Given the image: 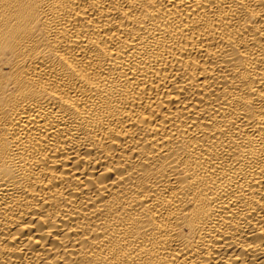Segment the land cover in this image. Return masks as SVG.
<instances>
[{"label":"bare ground","instance_id":"6f19581e","mask_svg":"<svg viewBox=\"0 0 264 264\" xmlns=\"http://www.w3.org/2000/svg\"><path fill=\"white\" fill-rule=\"evenodd\" d=\"M0 264H264V0H0Z\"/></svg>","mask_w":264,"mask_h":264}]
</instances>
